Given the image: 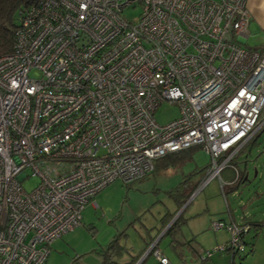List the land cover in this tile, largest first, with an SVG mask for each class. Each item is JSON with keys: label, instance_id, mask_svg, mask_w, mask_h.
<instances>
[{"label": "built area", "instance_id": "1", "mask_svg": "<svg viewBox=\"0 0 264 264\" xmlns=\"http://www.w3.org/2000/svg\"><path fill=\"white\" fill-rule=\"evenodd\" d=\"M247 1L40 0L23 12L0 57V264H46L98 192L170 152L201 148L211 163L200 188L221 179L264 126V46L242 45ZM163 103L180 109L166 125ZM28 171L40 177L30 193ZM213 228L231 233L215 251L244 249L248 227ZM158 241L135 264L149 252L171 264Z\"/></svg>", "mask_w": 264, "mask_h": 264}, {"label": "rangeland", "instance_id": "2", "mask_svg": "<svg viewBox=\"0 0 264 264\" xmlns=\"http://www.w3.org/2000/svg\"><path fill=\"white\" fill-rule=\"evenodd\" d=\"M140 10L139 7L130 10L129 16L137 19ZM29 74L31 78H41L39 71L32 70ZM261 113V121L264 123V110ZM178 115L180 109L177 105L163 103L155 117L160 125H166L177 119ZM256 138L260 142V148L253 149L251 153L252 158L248 161L246 174L248 179L245 183L242 182L236 193L228 194L226 199L220 188V178L213 179L200 188L208 174L205 167L211 163V157L203 150L195 151L193 159L187 163L149 173L140 181L124 183L120 179L114 180L85 205L80 225L52 243L46 264H101L102 256L99 253L114 237L120 238V243L127 248L122 256L117 257V262H127L131 256L142 252L141 259L149 249H145L148 238L158 235L157 239H160L163 233L159 232L162 217L165 213L177 211L176 200L181 199V193L184 192L183 189L177 191V188L185 181V189L192 191L194 188L197 194L182 213L185 222L175 237L179 240H192L202 257L206 256V251H213L209 258L203 260L204 264H229L232 254L217 252L215 248L227 244L231 233L227 228L215 230L213 224L219 222L229 225L231 214L239 219L242 211L253 215V218L264 219V152L261 153L264 148V129ZM28 175L30 177L21 184L30 193L38 186L40 177L32 176L29 171ZM228 184L229 182L224 187ZM243 205L246 207L241 211ZM253 233L251 230V233L247 234L248 242L252 240ZM171 241L170 235L161 238L159 249L170 259V263L179 264L180 258L173 251ZM254 247L252 255L249 254L242 260L236 256V264H264V233L255 239ZM185 255L186 260L191 262L192 253L187 252ZM157 262L151 255L143 264Z\"/></svg>", "mask_w": 264, "mask_h": 264}, {"label": "trees", "instance_id": "3", "mask_svg": "<svg viewBox=\"0 0 264 264\" xmlns=\"http://www.w3.org/2000/svg\"><path fill=\"white\" fill-rule=\"evenodd\" d=\"M40 0H0V57L10 54L14 48L15 44V35H16V30L20 25V19L21 16L23 15V12L27 8H30L32 5L35 3L39 2ZM264 129V126L257 132L254 136L251 137V140H249L246 145L242 149H240L235 156L233 157L232 161L230 162L229 166L224 169L221 173V180L222 182L226 185L228 182V186L222 187V192L225 197V199L228 197V194H232L233 192L238 191V188L240 186V170H239V162L238 159L240 157V154H242L245 149L249 148L250 145L254 144L257 142V138L260 134V132ZM201 150L199 147H190L185 150L181 151H176V152H170L166 154L163 157H160L155 160L154 162V169L151 171V173L159 172L162 170H168L172 168H176L180 166L181 164L187 163L191 159H193V154L195 151ZM239 172L238 173V179H236L237 175L236 170ZM206 172L208 173L210 171V164L205 167ZM150 173V174H151ZM148 175V174H147ZM146 175V176H147ZM145 176V177H146ZM141 180V179H140ZM138 180V181H140ZM135 182V181H133ZM132 183V182H129ZM198 184V183H197ZM197 184L194 186L195 188L197 187ZM187 186V181L183 182V184L177 188V191H180L183 189L184 192L181 193V199L177 198L176 202L178 203V209L174 213H165V215L162 217L161 222L163 224V228H165V225L170 224L167 226L163 236L170 235L171 236V245L173 247V251L176 252L178 255V258H180L179 264H204L203 262V257L202 254L197 248H195L194 244L192 243V240H179L177 237H175L178 232L181 230V225L184 224V220L182 218V213L186 210V208L190 205L192 201H189L191 197L194 194V191L196 189L192 188L193 190H187L185 189ZM186 205V208L183 212L180 213V215L176 217L177 212H179L184 206ZM227 206L229 210V203L227 201ZM246 205H243L241 207V211L244 210ZM243 214V223H239L240 220H231L230 224H240L242 226H246L249 228L248 232H242L240 234L241 239H242V248H244L242 251H230V249L227 248L226 253L232 254V258L230 259L229 264H236V261L234 260L236 256H239L240 259L242 260L245 258L247 255L251 254L254 252V246H255V239L259 236V234H263L264 232V219H254L253 215L247 216L244 211H242ZM175 218V220H174ZM162 228V229H163ZM161 229V230H162ZM159 230V232H161ZM251 230H254L252 234V240L248 242L247 240V234L251 233ZM122 234V233H121ZM158 235L154 237L148 238V241L146 242V247L147 249L153 241L156 240ZM120 238L114 237L112 240H110V243L101 250L99 253L102 256V262L101 264H135L137 261L140 259V257L143 255L142 252L138 255L131 256V259L128 260L127 262L121 263L117 262V257L122 256L123 252L127 248L122 245L119 241ZM231 239V238H230ZM230 239L228 240L227 243L230 242ZM161 238L158 241L157 248H159V243H160ZM187 252L192 253V260L191 262L186 260ZM152 255V252H149L145 258L139 263L143 264L147 260L149 256ZM204 255V253H203ZM207 258L206 256H204ZM157 260V259H156ZM158 261V260H157ZM159 262V261H158ZM157 264H160L158 263ZM173 264V263H171Z\"/></svg>", "mask_w": 264, "mask_h": 264}, {"label": "crops", "instance_id": "4", "mask_svg": "<svg viewBox=\"0 0 264 264\" xmlns=\"http://www.w3.org/2000/svg\"><path fill=\"white\" fill-rule=\"evenodd\" d=\"M246 4L248 5V9L250 11V15H249L250 16V25L248 27L249 33H248L247 39L242 41V45L245 47H248V48H261L264 46V0H248ZM259 144H260L259 141L255 142L254 144L250 145L249 148L242 151L243 152L242 154H240V160L238 161L240 163V173H239L240 180H241L240 186L243 183H245L246 180L248 179V176L246 175L248 163H249L248 161H250V159L252 158V156H251L252 151L260 148V146L258 147ZM262 152H264V148L261 151V153ZM242 166L244 167L243 170L241 169ZM236 192H233V193H236ZM196 194L194 192L193 197ZM189 201H191V200H189ZM243 215H245V214H242L240 216V218L237 219L233 214H231V220H235V221L240 220L239 223H243L244 222L243 221ZM246 215L250 216L251 214L249 215L246 212ZM254 219H256V218H254ZM170 224H172V222L165 225V228H163V224H162V226H160L161 227L160 230L163 228L161 230V232H163V233L160 236V238H162L167 226H169ZM253 231L254 230H252V232Z\"/></svg>", "mask_w": 264, "mask_h": 264}, {"label": "water", "instance_id": "5", "mask_svg": "<svg viewBox=\"0 0 264 264\" xmlns=\"http://www.w3.org/2000/svg\"><path fill=\"white\" fill-rule=\"evenodd\" d=\"M257 172H255L254 174L257 176V174H256ZM192 198L193 197H191V199L190 200H192ZM185 208H186V205L179 211V212H177V215H176V217L175 218H177L179 215H180V213L181 212H183L184 210H185ZM175 218H174V220H175ZM173 222V221H172Z\"/></svg>", "mask_w": 264, "mask_h": 264}]
</instances>
